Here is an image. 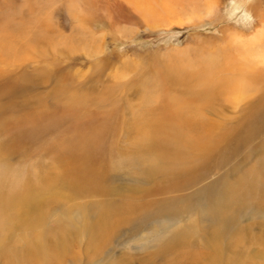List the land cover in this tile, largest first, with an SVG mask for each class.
<instances>
[{"label": "rangeland", "instance_id": "rangeland-1", "mask_svg": "<svg viewBox=\"0 0 264 264\" xmlns=\"http://www.w3.org/2000/svg\"><path fill=\"white\" fill-rule=\"evenodd\" d=\"M0 11L23 28L18 67L10 72L13 65L0 62V85L16 74L30 83L14 98L0 97V145H26L15 152L4 145L10 156L0 159V176L8 185L15 174L26 180L36 170L55 188L48 199L39 197L41 215L31 225L16 227L0 215V264H19L16 254L28 245L34 264H264V120L238 144L225 138L228 151L209 149V169L194 186L150 194L144 188L152 191L170 174L154 159L153 141L133 126L135 116L161 103L156 74H174L177 64L188 70L197 58L228 53L264 70V0H0ZM171 85L173 94L184 92ZM226 96L202 105L213 131L243 121L258 93ZM78 163L104 173V186L73 187ZM141 183L144 194H131ZM209 184L224 199L200 197ZM246 190L244 200H229ZM139 198L148 204L140 220L99 216ZM174 234L181 237L161 247Z\"/></svg>", "mask_w": 264, "mask_h": 264}, {"label": "bare ground", "instance_id": "bare-ground-1", "mask_svg": "<svg viewBox=\"0 0 264 264\" xmlns=\"http://www.w3.org/2000/svg\"><path fill=\"white\" fill-rule=\"evenodd\" d=\"M81 1L84 3L90 2V0ZM7 12L8 11L5 13ZM10 15L11 14H5L4 16H0V62L1 64H12L13 68L11 69L10 67L11 72L18 67L15 63L18 61L17 56L19 54L18 51H20L19 48L17 51V44L18 39L22 36L21 30L23 28L20 29L21 23L15 21ZM221 55L220 57L213 56L205 59L197 58V60H194L195 65L189 63L191 65H189L190 69L188 70L182 69L183 67L181 66L183 65H180L181 63L175 66H173V64L171 70H175L174 74L178 69L175 75L173 73L168 75L156 74L154 77V82L159 86V90L162 91L160 95L161 103L155 109H147L145 113L135 116L133 126L136 130L135 132L138 133L140 138L143 139L144 137L146 140L153 141L150 149L154 150V154L156 155L154 159L160 163L164 162L170 167L165 169L169 171L168 174L170 175L167 174L168 181L166 183H161L156 187H153L154 189L152 188L151 191V189L143 187L147 182L153 179L152 175L149 174L147 176L149 181L145 182L143 185L141 183V186L133 189L131 194L136 192L138 195L140 192L142 193V190L144 189V193L150 194V192L153 193L154 191H159L161 187L163 189V191H161L162 193L166 191H177L178 189L185 190L194 186L198 183L200 178L207 173L209 169L207 168V163L212 157V151H228L226 146H221V144L224 143L225 138L227 140H232V145L238 144L242 139H248L250 133L255 131L257 133V130L261 128L257 125H260L264 120V70L256 68V70H254L253 61L246 60L244 62H237L234 61L228 53ZM11 61L13 62L10 63ZM4 67L5 66H3L2 69H4ZM247 68H253L252 70H254V72L249 71V69L247 70ZM2 69H0V71ZM17 77L18 75L16 74L15 76H12V81L10 80L9 83H5V86H3V84L0 85V97L4 95V98L7 96V100H9V98H14L17 94H21L23 91H28L30 89V83H24L23 81L18 82L16 80ZM8 79H11V77ZM174 81L176 84L183 85L182 90H184V92L177 94L171 92L170 85H173V83H175ZM261 85L262 87L258 88ZM251 93H258V97L251 102L252 106L245 112L243 121L230 126V129L225 127V129L220 128L218 131L212 130L215 126L205 120V117H203L202 114V110L204 109L202 105L204 103H211L213 100L216 101L221 95H227L226 97H228L229 100H239L246 95L249 96ZM68 109H70V107ZM244 124L247 126L244 127ZM36 125L38 126V124ZM102 128H100V130H105V127L104 129ZM34 131L35 130H33V132ZM104 132L105 131H101L102 136H104ZM15 136L16 135H14V137ZM99 137L100 136L97 134V139ZM97 139L95 141L94 139L91 140L97 142ZM4 145L11 147V151L14 152L17 151L14 150L17 147L19 150L26 147L24 143L18 142L15 139H10V141L6 142ZM4 145H0V159H3V161L10 156L8 149H6ZM183 145L187 151L183 150ZM189 149L190 151H188ZM209 149L212 151H209ZM143 150H146L147 153V148H143ZM155 155H153V157ZM184 158H186L185 161H183ZM85 164L86 166H83L84 169L82 168V165L78 163L72 170L71 179H73V187L78 188L87 183L94 182L99 183V187H103V180H105L104 173H101L100 171V175H98L97 171H89L90 167L87 163ZM7 168L8 167H6V169ZM17 169L18 168H16V170ZM5 177L6 176H0V215L4 216V218H10L15 223L16 227H21L24 222L31 225L35 219L41 215L38 209L44 201L39 197L48 199L49 196L53 194L55 188L52 189L53 184L50 185V178L47 176H38L35 170L32 178L22 180L18 174H15L13 178L11 177L12 179L9 180L10 184L8 183V185H6ZM53 178L57 182L60 180L58 177ZM198 192L203 194V196H200L203 198L224 199L222 191L217 190L214 184H209ZM196 193L197 191L191 196L185 197L183 200L187 201L191 198L193 199L194 194L196 195ZM246 195L247 190L240 195L232 196L229 200L231 202L244 200ZM132 197L134 196H131V198ZM175 201H177V198L169 199L166 202L174 203ZM141 203V199L140 204L137 202H124L113 208L108 207L109 209H103L99 216L108 217L116 214V217L121 216L126 222L135 221L139 219L141 214L145 211L146 207L143 206L146 203L145 201L144 204ZM109 235L110 234H93V237L94 240H97L102 236L109 238ZM180 237L181 234H174V236L167 240V242L161 244V247L171 245ZM104 242L105 241H102L99 244V247L103 246ZM34 251L33 245H28L24 254H21L18 251L16 259H18L19 264H34ZM49 254L54 256L56 250L52 248L49 251Z\"/></svg>", "mask_w": 264, "mask_h": 264}]
</instances>
